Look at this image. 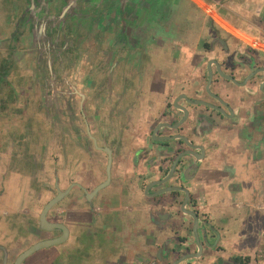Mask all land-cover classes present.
<instances>
[{"label":"flooded vegetation","instance_id":"obj_1","mask_svg":"<svg viewBox=\"0 0 264 264\" xmlns=\"http://www.w3.org/2000/svg\"><path fill=\"white\" fill-rule=\"evenodd\" d=\"M160 1L163 12L154 11L155 0H0L4 24L13 26L4 38L9 55L2 64L13 72L26 62L25 75L30 83L34 79L33 103L51 124L34 130L41 120L27 113L30 129L23 145L47 152L52 143L46 138L53 136L59 153L51 179L46 162L32 156L30 186L43 187L39 203L49 197L37 222L35 204L10 215L15 230L24 232L23 220L25 233L36 239L26 249L64 235L44 229L40 215L60 192L69 191L47 215L49 222L68 228L66 242L56 245V255L42 257L38 251L34 261L31 256L22 264H45L49 257L60 263L78 250L87 255L84 264H154L158 240L175 234L181 253L175 261L201 262L220 233L196 196L204 187L188 185L210 179L198 167L211 166V153H218L260 169L264 0ZM151 43L160 53H152ZM155 55L163 63L172 58L176 78L168 80L165 64L154 61V78L141 85L129 72L135 68L137 74L143 61L153 64ZM126 73L135 77L129 85ZM9 89L17 92L13 85ZM25 99L29 112L31 97ZM225 133H232L229 141ZM38 167L45 177L36 179ZM191 237L194 252H189ZM17 240H25L24 234ZM9 250L0 245V264H14L22 253L13 260ZM221 251L216 249L217 257ZM244 256L233 255L232 264H256V255Z\"/></svg>","mask_w":264,"mask_h":264},{"label":"rangeland","instance_id":"obj_2","mask_svg":"<svg viewBox=\"0 0 264 264\" xmlns=\"http://www.w3.org/2000/svg\"><path fill=\"white\" fill-rule=\"evenodd\" d=\"M155 1L156 3L154 4V11L160 10V12H163L164 10L163 8L166 6L162 4L160 0H155ZM4 19H5L4 15L0 11V245H2L3 247L7 249H10L9 251L12 253L13 255L12 258L14 260L24 249L27 248L28 244L35 243L36 239L33 238V236L26 234L28 231L27 223L23 222V220L19 221V224L22 227L21 231H24V232L21 233L15 230L12 227L10 215L13 213V211H16V210L32 209L33 205L35 204L34 210L36 213H35L34 222H37L36 220L37 213L42 209V206L49 199L48 195H46V197L41 200V203H39L40 201L38 200V198L45 195L44 193L45 191L43 190V187L41 185L39 187H35L33 185L30 186L29 180L32 178L31 172H32V167L34 165V163H32L33 161L32 156L34 155L35 160L39 163L46 162V168H47L46 177L47 179L49 178L51 179L54 177V174H56V172L54 173V171H56L57 169L56 157L59 153H58V147L55 144V141L57 139L56 137H53V136L46 138V140L49 139L52 143V144L50 143L51 146L50 148L47 149V152H44L41 149H38L35 147H33L34 149L29 147L27 150L26 149L27 147L23 145L24 142H26L25 140L26 130L30 129L28 126V123L26 124L25 122V117H27L25 115H27V113L37 114V116H39L38 118H40L41 120L39 121V123L38 121L37 123H34L35 124V126H33L34 130L37 129L38 128L37 126L43 122L45 126H47L49 129L51 128V124H50V121L48 122L44 121V115H43L44 112L40 109L39 104L37 102L33 103L34 102L33 99H35L36 97L33 95L34 92H32L29 89L32 87L34 79L30 83V80L32 79L26 77L25 75L26 69L28 67V66H24L26 62L23 61L21 64L16 65L15 69H13L14 70L13 72L11 70H8L7 65L2 64V62L4 61V58L8 57L7 55H9L6 52L7 46L4 42L5 41L4 38H5V35L7 36L9 34V31H12L13 29V26L11 27V29H8L7 26H5ZM145 28L146 27L142 28L143 32H145L146 30ZM146 32H148V30H146ZM149 47L150 48L153 47L152 48L153 51L151 50L153 54L160 53V50L158 51L154 48L153 43L149 44L148 48ZM168 50H170V48H167V51ZM22 52L23 50L21 49V54ZM187 55L189 54L187 53ZM155 56L156 58L152 60L153 64L150 63L147 65V63L143 61V66L141 67V69L139 70L137 74L135 72V68L132 69L130 72L127 69V71L130 74H135L136 81H139L141 85H149L150 84L149 81L151 82V80L154 78L153 76L154 61L158 63L161 62L162 65L165 64L164 76L167 77L168 80L171 76L174 79L176 78L175 74L177 73V69H176V66L172 64L173 63L172 58L165 59V62L163 63L162 60L164 59L157 58V55ZM20 58H21V55L19 59ZM148 61L150 62V59H148ZM172 67L174 68L173 70H172ZM187 70L188 69L182 72L183 74L181 75L183 78L187 75L186 73ZM129 73H126L125 75L126 82L128 83V85L130 83H133L135 79V77L133 79L132 76H129ZM116 74H118V71H116ZM35 81H37L36 78H35ZM29 84H31L30 88H29ZM9 85H13L15 87V91L17 92L16 93L12 92L9 89ZM25 96L31 97L30 101L32 103L29 106V112L25 109V107L28 106L26 104L27 101L25 99ZM31 111H33V113H31ZM33 121H34V118L33 117L30 118V123L32 125H33ZM222 135H224L225 137L227 136L226 133ZM229 136L231 137L232 133H230ZM228 137H226V139L229 141L230 139ZM226 139H223V140L226 141ZM27 151H29V154H27ZM229 153L233 154L232 152H229ZM220 156H224V154H221ZM262 168H264V158L262 160V164L260 165V170H262ZM39 170H40V167L36 169V172H37L36 179L40 177H45V175H39V172H40ZM80 172H83V171L80 170ZM84 172H86V170ZM50 183L51 182L45 183V185L47 186ZM15 185H18L17 188H15ZM25 189L27 192H25ZM251 191H253V188ZM20 196L22 197V201L24 202L18 201V198H21ZM33 201H35L36 203ZM14 204L16 205L13 207ZM239 223H241V221ZM239 231L241 232V230ZM23 234H24L25 240L16 241L17 238H20V237L23 238ZM83 238L84 240L87 239L84 236ZM251 240L254 241L253 238ZM259 240L260 241L256 242V251L255 252L250 251L249 254L250 253L251 254L253 253V254L252 255L246 254L245 256L246 257L250 256L252 258L254 255H256L257 256L256 264H264V234ZM85 241H83V244H81L82 247L87 246V242ZM234 243H235V240L233 241L232 244ZM238 243H236L235 246H232L230 251L231 252L237 251L238 254L242 255L241 257H243V253H244L243 246ZM58 247L59 246H57V248L55 246V247H51L48 249H43L39 252H41L40 254L42 257H47L48 253L50 256L56 255V253L59 251ZM75 252L76 254L73 255L72 253L71 258L66 259L64 262L61 261L60 263H58L59 258L52 259V257H49L48 259H46L45 264H62V263L63 264H72V263L73 264H84L83 261L85 259L84 256L86 254L82 252L81 250H78ZM36 254L35 255L38 256V252ZM108 254L109 252L107 251L106 255ZM34 256H32L31 259ZM32 260H31V263H33Z\"/></svg>","mask_w":264,"mask_h":264},{"label":"crops","instance_id":"obj_3","mask_svg":"<svg viewBox=\"0 0 264 264\" xmlns=\"http://www.w3.org/2000/svg\"><path fill=\"white\" fill-rule=\"evenodd\" d=\"M261 12H264V8ZM235 142L238 144L237 140ZM220 155L211 153L214 163L211 166L205 165L204 170L201 169V171L198 167L199 172L206 174L210 179L206 178L205 181L200 178L188 184L196 188L198 185L204 187L205 192H196V196L200 199L199 204L202 210L215 221L213 226L220 233L216 246L211 250L206 249L205 255L201 254L203 261L194 262L195 264H211L212 262L217 264L220 260L221 264H232L233 255H240L237 251H230L232 246L239 241L238 244L243 246V255L250 251L255 252L256 242L260 241L258 239L264 234V168L262 171L256 166L245 165L242 161L236 162L233 160V155L225 156V158ZM252 188L253 191H251ZM240 221L242 224L239 223ZM252 238L254 241L251 240ZM192 239L191 237L189 240L191 245L189 252L195 251ZM234 240L235 243L232 244ZM158 242L157 246H154V264H170L176 260L177 255L181 254L177 249L179 241L176 234L160 238ZM163 243L166 245L161 246ZM216 247H221L224 251L219 252L218 257ZM164 257L170 263L161 261Z\"/></svg>","mask_w":264,"mask_h":264},{"label":"water","instance_id":"obj_4","mask_svg":"<svg viewBox=\"0 0 264 264\" xmlns=\"http://www.w3.org/2000/svg\"><path fill=\"white\" fill-rule=\"evenodd\" d=\"M190 154H191V152H190ZM169 190H171V189H169ZM173 190L175 191L176 189L174 188ZM68 192H60V194L57 197H55L48 204H46V206L44 207V209H43V211H42V213L40 215L41 225H42V227L44 229H47V230L60 229V230L63 231L64 235L62 237H59V238L44 240V241H40V242L34 244L30 248H28L24 252H22L17 257V259H16L14 264H22L26 259H28L32 255H34L36 252H38V251H40L42 249L50 248L52 246L60 245V244H62L64 242H66L67 237L69 235L68 228L65 225H63V224L49 222L48 219H47V215H48L49 211L67 195ZM161 193H163V192H161ZM187 214L193 216L195 218V220L197 221V223H198V216L195 213L188 212ZM203 228H204V224H203ZM159 259H161V258H159ZM161 261H165L167 263H170V261H168V259L165 258V257ZM181 262L182 261H177V262L173 261L170 264H182Z\"/></svg>","mask_w":264,"mask_h":264},{"label":"trees","instance_id":"obj_5","mask_svg":"<svg viewBox=\"0 0 264 264\" xmlns=\"http://www.w3.org/2000/svg\"><path fill=\"white\" fill-rule=\"evenodd\" d=\"M239 261H240L241 263H243L242 259H239ZM243 264H244V263H243Z\"/></svg>","mask_w":264,"mask_h":264}]
</instances>
